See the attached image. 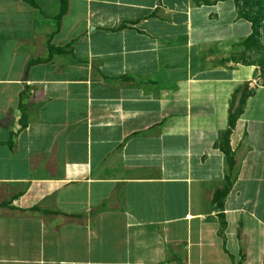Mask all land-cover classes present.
<instances>
[{
  "label": "crops",
  "instance_id": "1",
  "mask_svg": "<svg viewBox=\"0 0 264 264\" xmlns=\"http://www.w3.org/2000/svg\"><path fill=\"white\" fill-rule=\"evenodd\" d=\"M236 11L0 0V264H264V87L231 62Z\"/></svg>",
  "mask_w": 264,
  "mask_h": 264
},
{
  "label": "trees",
  "instance_id": "2",
  "mask_svg": "<svg viewBox=\"0 0 264 264\" xmlns=\"http://www.w3.org/2000/svg\"><path fill=\"white\" fill-rule=\"evenodd\" d=\"M217 1H223V0H216V2ZM232 1L235 4L239 18L247 21L251 27V34L241 43V45L244 46L246 50L254 49V50H257L258 53H260V56H261L260 65L264 69V0H232ZM29 3L31 4V6L35 7L32 2H29ZM64 11H65V2L61 1L58 13L55 16L57 21L60 20V18L64 14ZM54 51L59 52L60 50L56 49ZM249 95H250V92H248L247 94L245 93L243 94V96H241L240 101H239V108L235 112H231L232 108L230 109L229 120H228L229 129L224 134V140H227L233 128L235 117L240 115L244 101ZM18 110L21 113L19 124H20V129L22 130L25 127L26 123H25V117H24L25 115L24 108L21 103V96H19ZM15 135L16 133L11 134V137ZM223 152H224V155L227 157V159H229L228 169L230 173L225 177V182L223 183L222 192L220 190L217 191V196L220 199L224 198L225 195L228 193L232 185L231 175L233 174L232 172L233 163H232V160H230L231 152H229L227 147ZM216 208L218 209V211H221L220 205L216 204Z\"/></svg>",
  "mask_w": 264,
  "mask_h": 264
},
{
  "label": "rangeland",
  "instance_id": "3",
  "mask_svg": "<svg viewBox=\"0 0 264 264\" xmlns=\"http://www.w3.org/2000/svg\"><path fill=\"white\" fill-rule=\"evenodd\" d=\"M193 1L197 5L205 3V2L206 3L209 2L210 4H214L216 2V0H193ZM242 42L232 46L231 62L232 63L238 62L239 64H245V65L253 66V68H255L254 73H253V80H255L256 85L263 86L264 85V69L260 65V57H261L260 53H258L257 50H254V49L246 50L245 47L241 45ZM250 90L247 87H245V88L243 87V89L240 88L239 93L237 94L235 99L238 100V98H239V101H240L241 96H243V94H245V93L247 94L248 92H250ZM234 108H236L235 109V111H236L239 108V104H237V106ZM254 115L260 116V113L256 110V111H254ZM230 160L233 161L232 172H233V174H235V171L238 168V166L236 165V161H235L234 156L230 157ZM233 174L231 175V177H233ZM219 190L222 192V188H220ZM212 193H214V190L212 191ZM2 201H3V198L0 196V202H2ZM218 201L219 202L211 201L210 204L212 205V207L215 204H218L221 206L222 205V203L220 202L221 200H218Z\"/></svg>",
  "mask_w": 264,
  "mask_h": 264
}]
</instances>
